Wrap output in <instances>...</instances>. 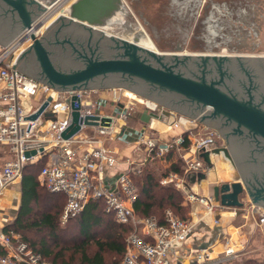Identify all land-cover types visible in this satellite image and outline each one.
I'll return each mask as SVG.
<instances>
[{"label":"water","instance_id":"95a60500","mask_svg":"<svg viewBox=\"0 0 264 264\" xmlns=\"http://www.w3.org/2000/svg\"><path fill=\"white\" fill-rule=\"evenodd\" d=\"M57 2L49 1V7L39 0H0V43L5 46L26 28L33 40L16 57L14 68L63 91L124 86L155 100L154 110L144 112L147 118L167 121L172 110L164 105L197 116L217 128L228 145L202 153L208 166L212 153L223 154L242 177L215 185V199L223 206L240 208L241 194L247 191L254 203L264 206L263 54L162 52L107 33L105 28L125 8L123 0H74L67 15H56L37 36L31 28L42 27L41 17ZM52 101L53 96H48L30 117L38 118ZM70 104L72 123L62 132L64 139L78 133L82 122L112 125L110 115L81 118L78 95ZM65 115L61 113L60 119ZM30 154L36 150L26 152ZM206 176V172L190 173L188 179Z\"/></svg>","mask_w":264,"mask_h":264},{"label":"built area","instance_id":"2783aa9c","mask_svg":"<svg viewBox=\"0 0 264 264\" xmlns=\"http://www.w3.org/2000/svg\"><path fill=\"white\" fill-rule=\"evenodd\" d=\"M65 1L58 0L39 22L46 23L53 11ZM31 29L38 36L41 27L38 25ZM32 41L31 33L26 28L0 47V198L22 180L29 163L45 159L38 179L47 189L65 196L64 220L81 211L91 199H101L107 212H112L119 222L131 226L121 264H176L171 261L173 253H178L174 259L185 257L188 253L174 250L175 245L191 236L196 223L176 215L170 208L166 209L164 222L155 216L136 212L133 203L137 192L130 170L122 171L113 179L105 172L106 166H113L117 162L116 150L101 138L111 133L113 122L111 126L86 125L82 122L80 131L74 136L69 139L61 136L72 123V96L78 95L80 98L81 118L87 114L101 113L96 110L97 102L86 99L84 90H58L13 67L20 48L26 43L30 45ZM50 95L53 101L46 111L32 119L30 116ZM75 105L79 103L76 101ZM154 108L151 107L152 110ZM47 112L53 113L54 117L46 118ZM61 112L66 113L64 119L59 117ZM171 115H175V112L172 111ZM190 121L194 123L190 118L187 121L174 119L172 123L169 119L168 125L181 127L184 131L168 141H159L157 137L143 133L137 149L142 150L144 155L131 163L136 164L135 173H140L150 158H161L173 150L181 159L183 172H170L160 182L173 183L190 202L208 203L210 198L205 199L191 191L188 175L207 171L208 164L202 153L220 146L216 138L218 134L213 130L199 137L185 134L187 131L194 133V125L190 128L187 126ZM186 139L188 145H184ZM98 141L99 145L92 146ZM83 144L90 145L84 147ZM33 150H36V154L26 155L27 151ZM207 208L209 212H218L227 207L217 200H210ZM239 210L235 212L236 216L241 214L244 219L253 216L256 225L264 227V207L251 202L249 205L244 203ZM7 226L0 225V264H58L37 252L11 225ZM231 239V235L225 237L226 248L218 254L208 247L193 250L192 259L186 264H233L245 243ZM260 264H264V257Z\"/></svg>","mask_w":264,"mask_h":264},{"label":"rangeland","instance_id":"374dc122","mask_svg":"<svg viewBox=\"0 0 264 264\" xmlns=\"http://www.w3.org/2000/svg\"><path fill=\"white\" fill-rule=\"evenodd\" d=\"M123 1L125 4L124 7H126L124 8L126 14L122 15L123 11H121L116 15L117 23L112 26L114 21L111 24L110 31L125 38L129 31L141 26L146 35H148L153 42L155 47L154 50L157 49L156 51L264 55V0ZM57 9L46 23L62 12L61 9ZM44 24L45 22L42 25L44 26ZM103 91L110 92L112 98L110 100L101 98L100 95ZM84 92L87 100L97 102L96 110L98 112V109L101 107L107 110L112 109L110 115H112V117L119 116L121 120H123V124L127 122L129 124H134V122L140 121V114L146 110L149 112L151 107L156 105L155 100L135 93L124 86H112L99 89L93 88L84 90ZM164 106L175 112V115L170 116L171 123L174 119L176 121L181 118L184 121H187L189 118L194 120V123L192 121H190L191 123H187L189 124L187 125L189 128L194 125L192 127L194 133L192 131H190V133L187 131L185 134L193 136L195 134L197 135L195 137H199L200 134L203 136L213 130L218 134L216 137L218 138V144L220 146H228L217 128L202 122L197 116L193 118L166 105ZM123 116H125V118H123ZM150 129L151 128L148 126L147 130L150 131ZM127 132L129 141L134 139V135L137 134L133 129H129ZM106 136L108 137L110 135ZM155 140L158 141L156 138ZM222 156L224 155L222 154ZM234 170L238 173L240 179H242L237 166ZM15 185L16 186L11 187L10 190L6 191L0 198V225L7 224V227H10L14 222L21 206V180ZM179 191L182 192L181 190ZM241 200L244 201L246 205L253 202L247 191L241 194ZM63 215L64 207L60 215V224L63 226L64 230H67V226L69 225V229L72 231L70 227L76 222L69 221V218L64 220L65 218ZM242 218L243 217H241V220L245 222V219L243 220ZM252 220L253 219L249 220V223H246L247 228L245 232H241L242 234L239 241H243L245 245L244 247H240V250H242L240 256L233 264H249L250 262L248 261L252 258L254 259L252 262L253 264H260L263 260L264 227H258V225L254 226ZM251 225H253L254 230H251ZM44 234L46 235V233ZM45 235L43 236V233L36 230L31 236L33 238L43 239ZM75 235L76 231H74V236ZM50 247L54 251L58 248L54 243H51ZM74 252L72 247H67L65 259H60L58 264H80L78 254L75 255Z\"/></svg>","mask_w":264,"mask_h":264},{"label":"trees","instance_id":"16d2710c","mask_svg":"<svg viewBox=\"0 0 264 264\" xmlns=\"http://www.w3.org/2000/svg\"><path fill=\"white\" fill-rule=\"evenodd\" d=\"M188 144L186 139L184 145ZM161 160L167 164L163 166ZM44 162L45 159H39L29 163L24 170L21 206L12 228L37 252L55 263L65 259L67 247H72L80 264H121L131 226L119 222L112 212H107L103 200L91 199L81 211L69 217V221L76 222L70 227L72 231L69 225L64 230L60 215L65 196L40 184L38 175ZM170 172H183L181 159L173 150L161 158H150L141 172L132 176L137 192L133 206L139 215L155 216L164 222L166 209L170 208L176 215L190 218V206L184 203L183 193L172 183L160 182L161 177ZM36 230L43 236L46 233L45 237L33 238L31 235ZM51 243L58 247L56 251L50 247ZM253 260H249V264H253Z\"/></svg>","mask_w":264,"mask_h":264},{"label":"crops","instance_id":"0c3cea01","mask_svg":"<svg viewBox=\"0 0 264 264\" xmlns=\"http://www.w3.org/2000/svg\"><path fill=\"white\" fill-rule=\"evenodd\" d=\"M39 1L42 2L44 5L48 4V6H50L48 2L51 0H39ZM73 1L74 0H66V2H64L65 4L63 3L61 5L62 7L61 6L59 7V9H61L62 11L61 12L62 15L66 13V10L68 9V5L71 4ZM116 17H114L113 22L114 21L116 22L117 20ZM106 28L107 30L110 31L111 25L110 27L107 26ZM1 46L4 45L0 43V47ZM100 97L110 100L112 98V95L110 92L103 91L101 92ZM98 110L101 114H106V115H110L112 112V109L107 110L102 107ZM140 116H141L139 119L140 121L134 122V124H129L128 122L123 124L122 122L123 120H121L119 116H115V117L113 116L114 119L113 126L111 129V133L108 134L110 136L107 137L105 135L101 137L104 140H107L108 141L107 144L116 150V156H117L116 164L113 166L105 167L106 175L112 179L115 178L122 171L130 170L131 176L139 174V173H135L134 169L136 168V164L131 163V161L140 160V158L144 154L142 150L137 149L139 146V140L143 133L150 135L153 134V136L157 137L159 141H168L170 139H173L181 135L182 132L184 131L183 128L181 127L168 125V121L170 117L167 119V121H165L162 119L149 117V116L147 118V115L144 112H142ZM49 117L53 118L54 116L51 113V115L46 116V118ZM123 118H125V116H123ZM148 126L151 128L150 131L147 130ZM129 129L131 130L133 129L137 132V134L134 135L135 136L134 139H132L131 141H129L127 137L128 136L127 131ZM91 130L92 129L90 128V131ZM123 130L124 133H122ZM83 145L84 147H87L90 144H83ZM94 145H99V141L92 144V146ZM164 161L161 160L159 162H161L162 165L165 166L167 163ZM234 169L235 167L231 164L230 161H228L224 156H222V154H212V165H209L207 171H205L207 176L201 179L196 178L195 181H190L188 179L190 183L189 185L191 191L203 196L205 199L210 198L209 201L207 200L208 203L210 202V200L216 201L213 193V187L215 185H220L225 182L241 180L238 173ZM184 203L189 204L190 206L189 219H192L196 223V226L194 232L191 234V236L187 238V240H185L182 243H177L175 245L174 250H180V252L185 251L188 254L189 252L191 253L190 255L187 254V256L185 257L182 256V258L180 259L177 258L174 259V255L178 253H173L171 257V261L173 263L176 262V264L177 263L186 264L190 262L192 259V251L198 250L203 247H208L209 250H213L214 254H218L222 250H225L226 248V240H225L226 236L231 235L232 236L231 241L239 242V238L241 237L242 234L241 232H245V229L247 228L246 223H249V220L253 219L252 220L253 225L254 226L256 225V218L253 216H249L247 219L245 218V220L243 217L242 219L245 222L241 220L242 217L241 214L236 216L235 212L236 211L238 212L239 208L234 209L232 207H227L218 212H209L207 208L208 205L207 202H190L188 201L185 195H184ZM253 225H251V230H254Z\"/></svg>","mask_w":264,"mask_h":264},{"label":"bare ground","instance_id":"6f19581e","mask_svg":"<svg viewBox=\"0 0 264 264\" xmlns=\"http://www.w3.org/2000/svg\"><path fill=\"white\" fill-rule=\"evenodd\" d=\"M66 2V1H65ZM65 4V3H64ZM67 4V3H66ZM70 6V4L68 5V7ZM50 7V6H49ZM62 7V6H61ZM54 7H52V9H53ZM126 8V7H125ZM128 9V8H127ZM126 9V10H127ZM58 10V9H57ZM68 10V9H67ZM66 10V13H64V15H67L68 14V11ZM55 11V10H54ZM53 11V12H54ZM123 11V13H122V15H124V14H126V11H125V9H123L122 10ZM59 14H62L61 12L59 13ZM53 20V19H52ZM51 20V21H52ZM118 20H120V19H118ZM51 21H48L47 23H45L44 24V26H42L41 28L42 29H40V31L37 33L39 36H41V35H43L44 34V32H45V30L47 29V27H48V25L50 24V22ZM111 22L113 23V21L111 20ZM109 23V25H108V27H110V25L112 24V23ZM119 22V21H118ZM115 23H117V20H116V22ZM115 23H113V24H115ZM112 24V25H113ZM128 25H131V24H128ZM139 26V25H138ZM45 27V28H44ZM128 28V27H127ZM133 28H134V26H133ZM133 30H134V32H133ZM133 30H131V31H129V33H127L128 35H127V37H125V38H127V39H129V40H136V42L139 44V45H141V46H144V47H146V48H149V49H152V50H154L155 49V47H154V44H153V42L151 41V39L148 37V35H146V33L143 31V29H142V27L141 26H139L138 28H135V29H133ZM105 31L107 32V33H112L111 31H109V30H107V28H105ZM114 34V33H113ZM124 38V37H123ZM29 46V44L28 43H26L25 45H23L21 48H20V50L18 51V55L23 51V50H25L27 47ZM157 50V49H156ZM155 50V51H156ZM129 94L131 95V93L129 92ZM62 113V112H61ZM52 115L54 116V114L52 113ZM187 125H189V124H187ZM227 160H228V158H226ZM229 161V160H228ZM228 171V170H227ZM231 173V172H230ZM232 176V175H231Z\"/></svg>","mask_w":264,"mask_h":264},{"label":"flooded vegetation","instance_id":"af4514ba","mask_svg":"<svg viewBox=\"0 0 264 264\" xmlns=\"http://www.w3.org/2000/svg\"><path fill=\"white\" fill-rule=\"evenodd\" d=\"M21 20V19H20ZM152 110V109H151Z\"/></svg>","mask_w":264,"mask_h":264}]
</instances>
